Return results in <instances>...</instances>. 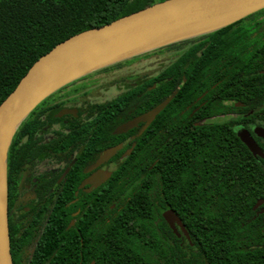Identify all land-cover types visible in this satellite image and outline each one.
<instances>
[{"label":"flooded vegetation","instance_id":"obj_1","mask_svg":"<svg viewBox=\"0 0 264 264\" xmlns=\"http://www.w3.org/2000/svg\"><path fill=\"white\" fill-rule=\"evenodd\" d=\"M215 31L171 42L160 71L118 62L84 74L27 115L7 151L12 264H170V249L126 247L128 236L170 246V204L150 172L169 125L160 112L170 103V123L187 133L225 126L239 139L244 128L264 152V7ZM164 78L170 90L159 96ZM258 201L253 217L264 214Z\"/></svg>","mask_w":264,"mask_h":264},{"label":"trees","instance_id":"obj_2","mask_svg":"<svg viewBox=\"0 0 264 264\" xmlns=\"http://www.w3.org/2000/svg\"><path fill=\"white\" fill-rule=\"evenodd\" d=\"M158 1L0 0V103L56 43ZM167 49L170 43L151 51ZM161 73L170 76V65ZM163 80L153 90L159 96L170 90ZM169 108L159 115L169 125L150 172H159L157 199L170 204L188 237L170 229V246L156 236H128L126 247L170 249V264H264V214L253 217L258 200L264 208V159L225 126L187 133L170 123Z\"/></svg>","mask_w":264,"mask_h":264},{"label":"water","instance_id":"obj_3","mask_svg":"<svg viewBox=\"0 0 264 264\" xmlns=\"http://www.w3.org/2000/svg\"><path fill=\"white\" fill-rule=\"evenodd\" d=\"M262 7L264 0H162L70 35L38 57L0 103V264H12L7 221V151L17 128L44 98L84 74L214 31ZM170 98L138 119L150 120ZM256 130L264 138V129ZM236 134L252 154L264 159V152L246 129L237 128ZM162 215L175 234L180 235L179 228L188 237L172 208L165 209Z\"/></svg>","mask_w":264,"mask_h":264},{"label":"rangeland","instance_id":"obj_4","mask_svg":"<svg viewBox=\"0 0 264 264\" xmlns=\"http://www.w3.org/2000/svg\"><path fill=\"white\" fill-rule=\"evenodd\" d=\"M169 60H170V51H150L149 53L146 52V54L142 53L133 56V59H131L130 61L122 60L120 62L124 63L122 64L123 68L127 70L142 68L143 71L147 73H152L156 71L155 69L156 67L157 70L160 71L162 65H164Z\"/></svg>","mask_w":264,"mask_h":264}]
</instances>
